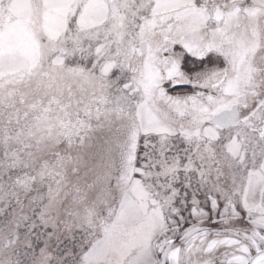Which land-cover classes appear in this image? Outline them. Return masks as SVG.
Instances as JSON below:
<instances>
[{
    "label": "snow or ice",
    "instance_id": "1",
    "mask_svg": "<svg viewBox=\"0 0 264 264\" xmlns=\"http://www.w3.org/2000/svg\"><path fill=\"white\" fill-rule=\"evenodd\" d=\"M0 264H264V0H0Z\"/></svg>",
    "mask_w": 264,
    "mask_h": 264
}]
</instances>
